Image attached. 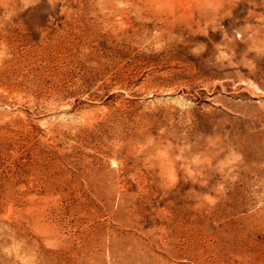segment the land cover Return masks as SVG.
<instances>
[{"label":"rangeland","instance_id":"1","mask_svg":"<svg viewBox=\"0 0 264 264\" xmlns=\"http://www.w3.org/2000/svg\"><path fill=\"white\" fill-rule=\"evenodd\" d=\"M0 264H264V0H0Z\"/></svg>","mask_w":264,"mask_h":264}]
</instances>
